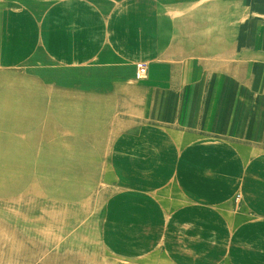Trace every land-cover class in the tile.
<instances>
[{"label": "rangeland", "instance_id": "rangeland-1", "mask_svg": "<svg viewBox=\"0 0 264 264\" xmlns=\"http://www.w3.org/2000/svg\"><path fill=\"white\" fill-rule=\"evenodd\" d=\"M38 1L0 0V264H264L263 239H247L245 229L233 232L227 211L215 204L222 197L215 193L220 175L205 172L201 199L182 190L200 181L177 170L209 171L225 163L194 160L196 145L172 152L171 179L159 200L158 187L135 192L123 184L111 169L114 158L131 152L150 166L148 150L169 144L151 142L148 130L129 136L148 113L116 111L127 96L103 95L117 84L102 79L103 72H57L51 57L38 55L34 33H26L28 48L9 37L10 18L38 12ZM210 1L161 3L168 19L181 21L184 4L192 10ZM18 33L10 34L17 39ZM24 50L23 60L6 64ZM152 155L161 168V155ZM164 198L173 207L193 208L150 207ZM160 210L170 213L161 219Z\"/></svg>", "mask_w": 264, "mask_h": 264}, {"label": "crops", "instance_id": "crops-1", "mask_svg": "<svg viewBox=\"0 0 264 264\" xmlns=\"http://www.w3.org/2000/svg\"><path fill=\"white\" fill-rule=\"evenodd\" d=\"M103 1L39 0L38 12H22L21 20L10 18L9 37L28 48L26 33H34L38 55L51 57L57 72L101 71L109 84L117 82L103 95L127 96L119 100L116 111H136L142 117L148 113L135 135L129 136L148 130L151 142L169 146L148 150L150 166L131 152L114 158L111 169L125 186L135 192L139 187L148 191L158 187L155 200H159L171 179L172 152L174 156L179 146L196 145L194 160L208 156L225 163L209 171L177 170L200 181L199 187L190 183L182 190L201 199L198 192H207L203 187L207 182L201 180L205 172L220 175L215 177V193L222 197L215 204L225 215L227 211L232 231L245 229L247 239L264 241V0H212L192 10L184 4L181 21L167 18L161 0ZM15 31L17 39L10 34ZM25 54L26 50L22 58L18 55L6 64L23 60ZM139 63L147 67V77L140 81L135 78ZM154 153L161 155V168L154 163ZM155 200L151 208H193L189 203L176 202L181 206L173 207L168 199ZM169 213L160 210L158 218Z\"/></svg>", "mask_w": 264, "mask_h": 264}, {"label": "built area", "instance_id": "built-area-1", "mask_svg": "<svg viewBox=\"0 0 264 264\" xmlns=\"http://www.w3.org/2000/svg\"><path fill=\"white\" fill-rule=\"evenodd\" d=\"M147 77V67L144 63H139L137 64V70H136V74H135V78L136 80L140 81L143 80ZM241 198L240 195H237L236 200L239 201V199Z\"/></svg>", "mask_w": 264, "mask_h": 264}]
</instances>
